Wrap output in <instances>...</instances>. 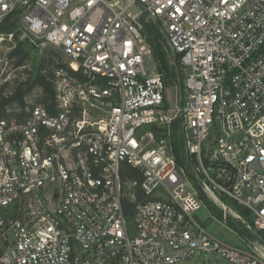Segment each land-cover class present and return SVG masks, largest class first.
Masks as SVG:
<instances>
[{"label": "built area", "instance_id": "1", "mask_svg": "<svg viewBox=\"0 0 264 264\" xmlns=\"http://www.w3.org/2000/svg\"><path fill=\"white\" fill-rule=\"evenodd\" d=\"M137 1L0 0L9 39L45 51L55 88L51 107L0 118V264L211 251L264 264V245L229 244L194 217L201 188L223 224L248 212L264 233V0ZM150 23L180 66L182 108L167 105Z\"/></svg>", "mask_w": 264, "mask_h": 264}, {"label": "rangeland", "instance_id": "2", "mask_svg": "<svg viewBox=\"0 0 264 264\" xmlns=\"http://www.w3.org/2000/svg\"><path fill=\"white\" fill-rule=\"evenodd\" d=\"M139 5L133 7L135 12L139 11ZM162 34V31L159 30ZM150 36V33H149ZM163 42V41H162ZM19 42L17 40H10L8 34H0V86L5 83H8L7 89H12L15 86L17 80L19 82H25L29 80L32 82L39 71L41 63L45 61V70H48V63L45 56V51H42L40 48L33 47L29 43L24 42L22 48L28 53V56L22 66H16V58L10 57V52L17 46ZM153 45V43H152ZM154 49V46H153ZM164 52V55H163ZM165 58L166 62L170 68L175 67L172 63L174 56L170 51H161L159 49L157 54L154 50V63L157 65V68L163 70L162 57ZM146 67L149 72L154 70L153 64L149 62V59L146 58ZM173 70V69H172ZM170 70V71H172ZM171 76V75H170ZM39 95L38 88H35L32 91V94L28 97V103L30 101H36ZM184 98H186V92L184 93ZM166 102L169 107H175L176 103L180 104L181 96L179 89L174 83V77H169V84L166 90ZM27 106V105H26ZM25 106V107H26ZM25 107L21 108L18 105L13 106L8 110L11 115L19 114L25 111ZM180 129L177 127V131ZM193 188L198 190V188L193 183ZM203 200V207L194 213V217L202 223L211 233L217 236L222 241H225L229 244L239 246L240 248L248 249V240L264 245V233L258 231L254 226V221L251 215L247 212H244L242 219H235L232 216H228L227 222L229 225L222 223V210L212 203L213 209L208 205L206 200L201 197ZM247 240V241H246ZM190 263L192 264H230V262L220 256L217 252H204L201 256L193 258Z\"/></svg>", "mask_w": 264, "mask_h": 264}, {"label": "trees", "instance_id": "3", "mask_svg": "<svg viewBox=\"0 0 264 264\" xmlns=\"http://www.w3.org/2000/svg\"><path fill=\"white\" fill-rule=\"evenodd\" d=\"M16 25V20L12 19L11 17H6L0 22V34L12 33L15 30ZM148 29L150 33V40L153 43L155 53L157 54V51L159 49H161V51H165V48L162 44L163 35L159 32L156 25L154 23H150L148 24ZM23 44L24 43L19 42L17 46L10 52V57L16 58V66L24 65V62L28 56V53L22 48ZM162 60L164 61L163 70H165L168 77L173 76L174 83H176V68H170L169 65L165 63L166 60L164 57H162ZM44 70L45 61L41 63L39 71L32 82H30L29 80L25 82H19V80H17L15 86L9 90L7 89L9 85L8 83H5L0 86V118H7L13 116H18L19 118H22L25 115L24 111L20 114L11 115L8 110L15 105L24 108L28 104V97L32 94V91L35 88H38L39 90V95L37 97L39 98V100L37 99L36 101L41 102L48 107H51L55 99L53 74L50 69L46 71ZM184 158H186V156Z\"/></svg>", "mask_w": 264, "mask_h": 264}, {"label": "water", "instance_id": "4", "mask_svg": "<svg viewBox=\"0 0 264 264\" xmlns=\"http://www.w3.org/2000/svg\"><path fill=\"white\" fill-rule=\"evenodd\" d=\"M139 3V5L143 8L144 11H146V6L140 2L139 0L137 1ZM156 25L158 27H160V24L158 22H156ZM163 36L165 38V41L168 45V41H167V37H166V34L163 33ZM164 46L166 47V44H164ZM175 68H176V73H177V84H178V89H179V92H180V96H181V101H180V106L181 108L183 107V92H184V87H183V78H182V73H181V70H180V66L178 64V62H175ZM183 137H184V140H185V134H184V131H183ZM188 173L189 175H192L193 174V171H192V162L190 160V158L188 157ZM199 188V187H198ZM199 191H200V194L201 196L206 200V202L208 203V205L213 209V205L209 199V197L205 194V192L199 188ZM249 241V240H248Z\"/></svg>", "mask_w": 264, "mask_h": 264}, {"label": "crops", "instance_id": "5", "mask_svg": "<svg viewBox=\"0 0 264 264\" xmlns=\"http://www.w3.org/2000/svg\"><path fill=\"white\" fill-rule=\"evenodd\" d=\"M261 250L263 251V253H264V248H261Z\"/></svg>", "mask_w": 264, "mask_h": 264}, {"label": "bare ground", "instance_id": "6", "mask_svg": "<svg viewBox=\"0 0 264 264\" xmlns=\"http://www.w3.org/2000/svg\"><path fill=\"white\" fill-rule=\"evenodd\" d=\"M212 202H214L213 200H211Z\"/></svg>", "mask_w": 264, "mask_h": 264}]
</instances>
